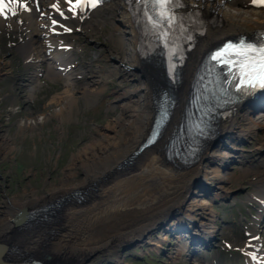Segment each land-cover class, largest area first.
<instances>
[{
    "label": "rangeland",
    "instance_id": "1",
    "mask_svg": "<svg viewBox=\"0 0 264 264\" xmlns=\"http://www.w3.org/2000/svg\"><path fill=\"white\" fill-rule=\"evenodd\" d=\"M24 1L31 7L37 5L34 0ZM49 2L63 8L68 33L58 35L55 30L48 37L49 18H42V30L35 31L27 21L34 15L32 10L0 25V227L2 220L11 218L6 209L13 202L64 196L69 191H80L82 196L67 203L60 222L50 218L53 232L60 233L51 241L47 224L34 230L31 226L21 228L16 221L18 226L11 224L12 231L2 227L0 233L11 232L9 241L25 248L30 257L40 247L45 252L42 247L47 243L48 254L39 260L41 264H52L56 255L58 260L78 258L75 264H242L235 247L242 245L244 236L257 231L264 242L263 209L248 197L256 194L251 183L264 171V103L256 98L255 107L240 104L232 120L234 128L218 133L216 126L217 141L209 137L198 154L189 149L183 159L175 156L173 161L163 155L152 167H146L149 162L142 167L147 174L136 172V163L123 167V161L127 162L123 152L130 150L131 155L139 147L134 142L152 110V94L146 85L149 78L152 75L158 81L156 88L167 87L165 62L162 67L154 62V66L132 64L136 26L130 13L117 8L114 1L94 10L83 26L77 15L69 18L70 6L60 0L38 1L43 12L54 13L59 19L60 15L49 9ZM236 4L232 3L234 8L246 10ZM211 8L216 6L208 4L206 12ZM219 18L227 28L243 29L245 33L238 32L240 35L260 27L259 23L248 24L250 19L245 16ZM194 23L195 32H185L184 49L192 35L198 40L208 38L200 30L205 25L200 16ZM51 44L55 50H44ZM32 51V59L26 62L23 54ZM47 53L55 59L49 60ZM165 140L138 153V160L144 162L147 157L153 161ZM207 146L209 152L203 154ZM185 165L193 170L197 167V173L190 177L188 171L187 182L177 183L182 205L180 211L171 210L173 205L166 201H171L172 195H165L160 188L171 177L176 178L175 173H184ZM111 166L113 171L105 174ZM222 192L231 193L223 200L226 195ZM147 219L154 222L145 225ZM202 220L211 222L209 231H214L209 234L213 236L211 245L205 248L200 241L193 245L185 239L192 237L190 234L174 232L185 231L182 222L200 225ZM130 227L137 236L125 233ZM171 227L177 228L173 231ZM156 228L161 231L154 233ZM166 229L172 234L163 232ZM142 232H146L143 239L139 237ZM197 238L195 235L194 240ZM206 240L207 236L201 239L203 243Z\"/></svg>",
    "mask_w": 264,
    "mask_h": 264
},
{
    "label": "bare ground",
    "instance_id": "2",
    "mask_svg": "<svg viewBox=\"0 0 264 264\" xmlns=\"http://www.w3.org/2000/svg\"><path fill=\"white\" fill-rule=\"evenodd\" d=\"M34 3H37V5H28L26 1L24 0H17L16 3H11L10 0H5V3L7 4V8H5V13L6 14H0V25H5V23L13 20L14 16L21 17V15L27 14L25 11H33L31 12L32 16L29 17L28 21V26L34 27L35 31L40 29L39 25L41 24L42 18H49L50 22L48 27V30H50L48 37L51 36V32H54L55 30L59 34L63 33H68L69 29V24L66 23L65 20H62L61 15L64 13L63 8L58 6L55 2H49L48 7L52 11H55L59 16V19L57 18V15L54 13H47L43 12V5H38V1L42 3L43 0H34ZM61 2H64L67 6H70L67 8L68 12L72 15L70 17H74L77 15L78 21L82 24H86V19H88L89 15L96 9L99 8V6L103 4H109L110 2H113L114 5L117 8H122L127 10L128 14L132 16V24L134 23V26H136V32L133 29V39H134V49L133 56H132V64L133 65H138V63L142 64V66L145 64L146 66H154L151 62L154 63H159L160 66L162 67V63L165 62V60L160 56L159 52L157 49L151 50L149 47V42L153 43L154 41V36L153 35H144L146 31H144V28L142 25H140V21L135 17V13L138 9L137 3H135V0H111L107 1L105 3L95 5L93 6H88L85 0H80L78 3L77 0H60ZM251 0H225L223 3L217 5V8H211L209 13L207 11V6L208 2L204 1L201 3L198 1V14L196 18H194V21L197 20L200 16L201 20L203 23L205 22V25L202 26L200 29L201 31H205V36L208 38H203V40L199 37L191 36L190 38L186 39V45L184 49V45L182 41H179V45H177V48L179 50L178 55L176 56L175 60H172L169 64L171 71L170 73H167L166 70H164L166 74V81H168V84L163 87L162 89L156 88L158 86V81L154 79V77L151 75L149 78V83L146 84L149 88V93L150 95L152 94V110H150V115L148 118V122L145 124L143 127V130L140 132L139 136H137L136 140L134 143L138 145L139 147L143 144L142 142L145 141L147 135L149 134L152 126L154 125L156 128H158V136L154 140V142L150 145H147L143 147L142 149L138 150L135 149V151L131 154L130 152L132 151H124L123 152V160L124 157L126 156V161L124 162L123 167L125 166H130L134 163H136V167L138 168L136 172L140 170L144 174H147L146 171H144L142 168L143 166H146L145 164L149 162V164L146 166L147 168L152 167V165L156 164V161L161 158H163V152L164 148L166 147L168 138L170 135L175 131L176 129H179L183 135V140H182V145L184 144H190L189 149L193 152H196V154L199 153V150L201 149V144L204 142L209 141V137L212 138V141H217V135H216V126H217V132L226 129L232 130L234 126L232 127L231 125L233 124L232 120L235 118L236 113H237V108L240 104L246 103V105H253V107L256 106L254 103L255 99L257 101H261L264 103V87L261 90L256 89V90H251L248 92L247 89V84L244 83H237V80L235 78V72H238L240 69V63L234 61V57L232 58L231 54L232 52L227 51L230 49V44L232 41H234L237 38H251L253 39V36L262 33L264 35V6H260L254 3H250ZM69 2V3H68ZM228 2V3H227ZM218 3H220L218 1ZM227 3V4H226ZM233 4L238 3L240 8L246 9L245 11H239V9H236L233 7ZM226 4V5H225ZM237 5V4H236ZM190 7V5H188ZM238 6V5H237ZM238 6V7H239ZM206 7V8H205ZM209 8V7H208ZM39 10V11H38ZM15 12V15L12 14V12ZM30 15V14H29ZM225 16L226 18L229 17L230 19H239L240 17H247L250 19L248 24H258L260 25L259 29L255 32H252L251 34L247 35H240V33H245V31L241 28H227L225 27L224 22L222 21V18H219V16ZM263 17V18H262ZM17 20L15 22V25H17ZM200 23V22H199ZM220 23V24H218ZM26 25V24H25ZM27 27V26H26ZM44 25H42V28ZM61 28H66L60 31ZM244 28V27H243ZM42 30V29H40ZM196 30L195 24L189 28L188 33H194ZM199 30V31H200ZM250 30V29H248ZM260 30V31H259ZM138 31V32H137ZM235 32V34H234ZM240 32V33H238ZM136 33L139 36H136ZM233 33V35L229 36V34ZM32 36L31 34L28 35ZM45 37H47L45 35ZM47 37V38H48ZM139 37V38H138ZM220 37V38H219ZM138 39L139 42L138 43ZM55 40V39H53ZM42 42V40H40ZM38 42V41H37ZM56 42V40H55ZM27 44V43H26ZM188 44V45H187ZM50 45V44H49ZM52 47L48 46L44 50L48 48H52V51L55 50V47L53 44H51ZM43 49L38 47V51H42ZM43 50V51H44ZM42 51V52H43ZM33 52L30 53H24L23 55L25 56V61L28 60L30 61L33 57ZM150 52V54H148ZM224 53L220 58H214L217 57L218 54ZM48 59L49 60H54V55L53 54H48ZM60 58V57H59ZM130 60V59H129ZM26 61V62H28ZM183 61V62H182ZM182 62V64H181ZM173 64V65H171ZM181 64V65H180ZM231 64V65H230ZM158 65V64H157ZM140 66V65H139ZM166 66V65H165ZM160 69V68H159ZM68 70V67H67ZM182 71V72H181ZM206 74H208L206 76ZM181 78V79H180ZM164 86V85H163ZM152 87V89H151ZM194 95L201 96L202 102H205L203 104H200L199 107L194 108L193 106L195 105L196 101L199 100L198 97L195 98L194 105L192 106V111L189 112L188 109V101L192 102V97ZM227 98H230L232 102L223 104V101H225ZM185 99V100H184ZM208 108V111L206 113V110ZM183 110V111H182ZM235 115V116H234ZM180 116V118H178ZM196 123L197 124V129L193 132V135L191 137H188V134L185 132L186 126L191 123ZM216 123V124H215ZM170 129V130H169ZM215 130V131H214ZM169 132V133H168ZM165 134V135H164ZM164 135V136H163ZM239 135V134H238ZM163 136V137H162ZM167 136V137H166ZM142 137L141 141L140 138ZM139 138V140H138ZM166 138V140H165ZM161 139L165 140V147L163 148L161 145V149L155 153L153 161L151 158H147V160L139 161L138 159H141L138 153L142 152H148L150 148L155 147L154 145L158 144L157 141H161ZM221 140V139H220ZM118 144V143H117ZM115 143V145H117ZM135 145V146H136ZM174 146H178V142L173 143ZM196 145V146H194ZM137 146V147H138ZM153 146V147H152ZM188 149V150H189ZM209 152V146L204 148L203 154ZM120 154V153H119ZM183 154L176 155L177 157H180L183 159ZM203 156V155H202ZM171 161H173V157L171 156ZM113 160V159H112ZM176 160V159H175ZM167 161V160H166ZM114 162V161H113ZM117 166L119 163H116ZM116 166V165H115ZM120 166V165H119ZM185 170L184 173L181 172V174L175 173V177H171L168 181H165V183L161 186L160 189H162V192H165V195H172L171 201H166L170 203V206L173 205V208L171 210H179L181 208V197H179L178 193L180 192V187L177 188L178 184L181 186L183 183L185 184L187 182L188 176H192V173L195 174L197 173V167L195 170H193V166H188L185 165ZM114 167L111 166L108 168V170L105 171V174H108L107 172H112ZM200 168V167H199ZM121 168H119L120 170ZM182 170V169H181ZM180 172V171H178ZM183 174V175H182ZM182 175V176H181ZM180 177L178 179L177 177ZM91 177V176H90ZM89 177V178H90ZM189 179V178H188ZM91 181V179H90ZM94 183V182H93ZM178 183V184H177ZM256 188V194H248V197L253 199L254 201L261 203L262 200H264V171L261 173V176L257 180H253V183ZM197 183H194V186H196ZM78 187L81 188V186L77 185ZM92 187V186H91ZM84 189V188H81ZM106 189V188H105ZM158 189L157 191H159ZM179 189V190H178ZM241 189V188H240ZM239 189V191H240ZM72 190V189H71ZM69 192H65L66 195L64 196H52V197H59V198H43L41 200L33 199V201H29L26 203L20 202H13L10 207H8L7 214L11 216L9 220H2L1 223H4V225L1 224V227H4L8 232L9 230L12 231V226L11 224L14 225L13 219L15 217V214L18 213L19 211H26L32 213L34 210L41 208L43 209V212L47 214L46 216L50 217L51 219H54L57 222H60V219L62 217L63 211L68 205L67 203L73 199V197H80L82 195L80 191H76L73 194ZM86 192V191H85ZM77 193V194H76ZM226 196L223 197V200H226V197L230 195L231 192H222ZM69 194V195H68ZM253 195V196H252ZM53 199L52 201H47L46 203L40 202L46 199ZM50 199V200H51ZM174 200V201H173ZM173 201V202H172ZM163 202V201H162ZM39 203V204H37ZM37 204V205H35ZM35 205V206H34ZM162 204H159V206H162ZM165 205V204H164ZM38 206V207H37ZM63 206V207H62ZM157 208V207H155ZM160 208V207H158ZM169 208V207H168ZM203 209V208H202ZM201 209V210H202ZM19 210V211H18ZM195 209H188V211L193 214H195ZM180 211V210H179ZM177 211H173V213H176ZM33 214V213H32ZM58 214V215H57ZM198 214V213H196ZM195 214V215H196ZM259 216L260 213L258 212ZM262 216V215H261ZM156 217V216H155ZM159 217V216H158ZM156 219V218H155ZM264 219V217H263ZM150 219H147L144 224L148 225L151 224L149 222ZM207 220L210 221L208 218ZM15 221V220H14ZM18 223H20L19 218L16 220ZM15 221V222H16ZM50 219L47 218V220H43L41 222H34L29 221L25 225H21V228H27L28 226H31L34 230H37V227H40V225H45L47 224V234H48V240H53L55 237L53 236H58L60 233L53 232L55 227L52 225H49ZM16 222V224H17ZM154 222V221H153ZM152 222V223H153ZM179 223L176 225L177 227L181 223V221H178ZM208 222V221H207ZM204 220L201 221L200 225H197V223H188V222H182V225H184V229L180 230H175L176 228H172V230H175V233H188L192 237H185V239H188L192 244L196 245V242H199L198 244L202 247H206L207 244L210 243L209 239L212 237H209V234L213 233L210 232L209 230L212 229V225H208L211 222L207 223ZM260 222V221H259ZM37 225V226H35ZM59 226V225H58ZM35 227V228H34ZM192 227L194 230L192 231ZM62 228V227H60ZM182 228V227H181ZM130 228H127L126 234L130 233L129 236H137L135 234L134 229H131L132 232L130 231ZM171 230V229H170ZM171 230V231H172ZM197 231V232H196ZM205 231V232H204ZM14 233V232H13ZM16 234V233H15ZM13 235L11 232L10 233H0V242L5 244V239L9 241L10 236ZM195 235H197V239L194 240ZM128 236V237H129ZM139 236V235H138ZM185 236V235H184ZM182 235V237H184ZM194 236V237H193ZM207 236V240L205 243L201 241V239L204 241V239ZM4 237V238H3ZM116 237V236H114ZM209 237V238H208ZM1 238H3L1 240ZM111 239V238H110ZM193 241V242H192ZM23 243L25 242L24 240L22 241ZM76 242V241H75ZM108 242V241H107ZM114 243V242H113ZM66 244V243H65ZM104 244V243H103ZM109 244V243H108ZM204 244V245H203ZM211 245V243H210ZM249 246H252L251 244H248ZM52 246V245H51ZM189 246V244H188ZM247 245H242L240 250L244 249ZM48 244L45 243V247H42L45 249V252L42 253L41 249L38 250L36 255L34 257L39 263V260L43 257V255L48 254L46 253L48 250ZM41 248V247H40ZM196 249V248H194ZM209 249V248H208ZM205 250V249H204ZM241 250V251H242ZM239 251V252H241ZM20 252H26L25 255H28V252L25 250V248H21ZM204 252V251H203ZM42 253V254H41ZM202 253V252H201ZM81 257V256H79ZM237 257V256H236ZM82 258V257H81ZM77 259H69L67 260H58V256L56 255L53 260L52 264H75L77 262ZM221 260V258L219 259ZM231 260V259H230ZM234 260V259H233ZM84 263V262H81ZM223 263V262H222ZM225 264V263H224Z\"/></svg>",
    "mask_w": 264,
    "mask_h": 264
},
{
    "label": "snow or ice",
    "instance_id": "3",
    "mask_svg": "<svg viewBox=\"0 0 264 264\" xmlns=\"http://www.w3.org/2000/svg\"><path fill=\"white\" fill-rule=\"evenodd\" d=\"M11 3H16L17 0H10ZM71 2V0H69ZM79 3L80 0H77ZM89 2L94 7L96 3L102 2V0H89ZM254 4L264 6V0H252ZM154 3L157 7H159L160 16L161 18L167 17V10L170 3H176V0H154ZM177 6H179L177 4ZM5 8H7V4L5 3V0H0V14H6ZM13 15H15V12H12ZM169 20H171V17H167ZM229 52H235L236 55H239L243 57L244 59L240 62V69L244 73V77L248 84L252 85L253 87L257 84L261 87H264V47L260 48L259 50L252 48L251 46H244L242 48L232 47L228 49ZM252 53H257L259 59H257V56L250 55ZM224 53H220L217 55V57L214 58H220ZM255 73V84L253 83V76L252 74Z\"/></svg>",
    "mask_w": 264,
    "mask_h": 264
},
{
    "label": "water",
    "instance_id": "4",
    "mask_svg": "<svg viewBox=\"0 0 264 264\" xmlns=\"http://www.w3.org/2000/svg\"><path fill=\"white\" fill-rule=\"evenodd\" d=\"M145 145L146 144L141 145L138 148V150H140ZM32 213L26 212V211H19L13 219L14 225L15 226H18V225L21 226V225L27 224L29 221H32V220L34 222H36V221L41 222L43 220H47V218L50 219V217L46 216L47 214H45L43 212V209H41V208L34 210ZM170 216L171 215H169V217ZM17 218H19V220H20V223L18 225L15 224V221L17 220ZM162 224H164V223L163 222L158 223V227L160 228V226ZM165 224H168V223L165 222ZM159 228H156L154 233L156 231L160 230ZM168 229H169V227H168ZM168 229H166V231H163V232H168L169 234H172L171 230H168ZM163 230H165V229H163ZM144 234H146V232H142L139 237H141V239L145 238ZM150 234H153V233L150 231ZM139 237L135 238V239L137 240V239H139ZM188 243H189V241H188ZM20 249H21V246L14 245L12 242H10L6 239H5V245H3V243L0 242V263L1 264H38V261L36 260V258L34 256L30 257L29 255H25L26 252L19 254ZM24 256H27V257H24ZM20 259H22V260L19 261Z\"/></svg>",
    "mask_w": 264,
    "mask_h": 264
}]
</instances>
